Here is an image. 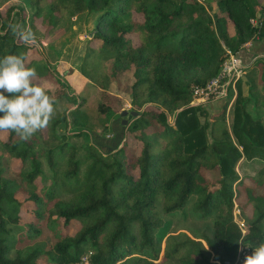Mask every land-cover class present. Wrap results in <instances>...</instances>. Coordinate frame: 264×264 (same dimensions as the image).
Returning <instances> with one entry per match:
<instances>
[{"label": "trees", "instance_id": "obj_1", "mask_svg": "<svg viewBox=\"0 0 264 264\" xmlns=\"http://www.w3.org/2000/svg\"><path fill=\"white\" fill-rule=\"evenodd\" d=\"M23 2L29 10L22 5L0 12V57L22 55L50 94L75 98L74 108L56 109L49 127L28 141L0 131V264H79L86 255L88 264H225L236 260L239 241L250 254L264 244V104L256 108V96L243 95L236 80L229 130L222 122L209 141L199 120L206 113L191 103L193 88L221 72L228 52L264 37V0H212L213 14L197 0ZM84 11L96 13L88 47L95 42L96 60L107 62V79L128 78L130 104L139 111L124 127V144L108 152L89 141L88 130L75 129L84 121L81 94L44 56L27 53L37 47L22 43L9 27L20 24L34 33L39 19L55 29L62 18ZM231 89L230 82L227 94ZM60 125L70 128L61 134ZM82 136L88 140L81 145L69 141ZM4 153L11 167L18 161L12 173ZM242 158L260 163L248 178L235 170ZM241 195L242 209L251 206L244 233L232 215ZM192 198L194 214L213 218L199 240L171 234L172 221L161 215L184 211ZM23 209L32 219L21 224ZM72 222L78 228L70 235ZM46 228L51 246L41 241Z\"/></svg>", "mask_w": 264, "mask_h": 264}, {"label": "rangeland", "instance_id": "obj_2", "mask_svg": "<svg viewBox=\"0 0 264 264\" xmlns=\"http://www.w3.org/2000/svg\"><path fill=\"white\" fill-rule=\"evenodd\" d=\"M9 6H22L25 10H29L27 6H25L23 0H0V12H3ZM204 6L207 10H209L210 14H213L216 9L214 3L211 4L209 2H204ZM256 9L258 10V7H256ZM28 14L31 15V12L29 11ZM95 19L96 13L84 11L72 16L69 20L62 18L55 29H47L41 24V21L37 19L35 21L36 30H34L37 40V44L35 45L37 50L34 52L35 47L33 49L29 47L27 53H29L33 58H37L40 54L44 56L46 63L49 64L51 69L63 78V80L69 83L71 86L70 89L72 88L74 93H78L79 95L81 94L85 101L83 106L84 117H82L84 121L82 125L76 126L75 129L77 130V128H83L84 130H88L91 136L89 141L92 143L97 137L98 138L96 140L100 137L104 138L108 141V149L105 151L108 152V150H112L114 142L120 140L115 147L119 144H121V146L124 144V126L121 123V120L125 119L126 116H122L121 112L123 110L130 111L133 110V108L130 104V82L128 78L120 77V80L107 79V62H103L102 59L96 60V48L93 47L95 46V42H92V46L90 45L88 47V42L94 31ZM86 51L89 56L88 59L83 62V56ZM239 52L245 53L246 57L243 61H241V71L239 76L233 77L232 81L235 83L237 80V85L240 86L241 93L243 95L256 96V108L258 106L262 107L264 104V61L262 62L260 58H264V37H258L255 42H251V45L248 46V48H242ZM81 66H83V69L85 68L84 71L93 84L90 80H88L86 75L80 71ZM89 73L90 76L88 75ZM224 81L225 80L221 83H224ZM101 84L106 85V89L100 88L99 86ZM250 87L252 88L250 89ZM64 88L67 89V87ZM235 89V91L231 89L226 96L222 95L218 97H210L198 102V105L206 113V115L199 114V120L201 124L206 126L205 131L209 141L212 140L214 135L220 132L222 129L221 125H223L222 122L229 130L233 116L234 94L237 92V87ZM70 94V97L61 95L60 98H56V109L59 112L63 113L74 108L73 101L75 96L72 93ZM225 103H227V107L224 114H222L221 110ZM67 127L70 128V126ZM67 129L65 125H60L57 127L56 131L63 134L67 132ZM212 131L214 135H212ZM43 133L46 134L45 131ZM94 133L99 136L95 137ZM110 136L113 138L110 140L106 139V137ZM87 140L88 139L84 136L69 139L71 143H75L77 145H81ZM130 143H133L132 140H130ZM101 145L106 146L103 143ZM78 153V156H81L83 151H79ZM8 157L9 155L4 153V159L6 160L7 165L10 162ZM42 162V168L45 170L47 175V179L44 183L49 185L51 172L50 169H48V165L46 164L44 158H42ZM60 165L62 170H64L67 166L65 160L62 161ZM17 166L18 161H14L12 167L9 164V172L12 173L17 170ZM259 167L260 163L256 160L247 161L242 158L235 165V170L240 177L248 178L252 176ZM18 196L20 198L24 197L23 195ZM66 197V195L63 196V198ZM193 200L194 198L190 199L184 211L177 212L172 216L164 215V213L161 212L163 219H170L172 221L170 229L171 234L185 233L190 238L199 240L202 233L212 225V217L202 219L193 213ZM243 201V195L239 196V198L234 201L232 215L234 221L238 225V228L239 226H242V229L244 230L246 223L245 217L251 215V206H247L245 209H242L240 203ZM25 207L27 209H31L32 205L27 202ZM21 218V224L28 223L32 219V214L23 209L21 211ZM77 228L78 225L72 222L66 232L72 235ZM52 238L53 236L51 231L46 228L41 241L45 242L48 246H51ZM239 242L237 255L240 253V256L242 257L244 254H242L243 250H241L242 246ZM87 261L86 255L79 264H88Z\"/></svg>", "mask_w": 264, "mask_h": 264}, {"label": "clouds", "instance_id": "obj_3", "mask_svg": "<svg viewBox=\"0 0 264 264\" xmlns=\"http://www.w3.org/2000/svg\"><path fill=\"white\" fill-rule=\"evenodd\" d=\"M9 27L25 45L37 44L30 28L20 24ZM38 80L36 69L27 67L22 55L0 57V131L15 133L21 141H28L49 127L56 116L57 100L50 94L53 89ZM244 264H264V244L245 256Z\"/></svg>", "mask_w": 264, "mask_h": 264}, {"label": "built area", "instance_id": "obj_4", "mask_svg": "<svg viewBox=\"0 0 264 264\" xmlns=\"http://www.w3.org/2000/svg\"><path fill=\"white\" fill-rule=\"evenodd\" d=\"M199 3L204 5V2H210L212 0H197ZM250 22L255 25L257 21L252 18L250 19ZM251 45V42H247L243 45L242 48H248V46ZM240 66H241V60L236 56V54H233L231 52H228V58L226 61H224L221 72L214 78L207 81L204 85L196 86L193 88V100L192 104H198L199 101L208 99L210 97H218V96H226L227 94V87L229 83L231 82L232 88L234 89V81H232V78L235 76H239L240 74ZM223 80L224 83H221ZM112 137V136H110ZM107 137V138H110ZM241 231H244L242 226H239ZM244 233V232H242ZM244 256H240V253L238 254L236 260L233 263L225 262V264H244V258L245 256L250 254V251L248 248L243 247Z\"/></svg>", "mask_w": 264, "mask_h": 264}, {"label": "crops", "instance_id": "obj_5", "mask_svg": "<svg viewBox=\"0 0 264 264\" xmlns=\"http://www.w3.org/2000/svg\"><path fill=\"white\" fill-rule=\"evenodd\" d=\"M246 54L245 53H243V52H238V53H236V56L241 60V61H243L244 60V58L246 57L245 56ZM242 67H243V65H242ZM94 136L95 137H97V136H99V135H97L96 133H94ZM94 137V138H95ZM98 138V137H97ZM97 138H95V141H94V143L101 149V150H103V151H107L106 149H108L107 147H108V141H106L104 138H99L98 140H96ZM112 137H110V138H107L106 137V139H111ZM120 142V140H118V141H116V142H114L113 144H114V146H112L114 149L117 147H115V145H117V143H119ZM105 144L106 146H102L101 144ZM112 148V149H113ZM109 151V150H108Z\"/></svg>", "mask_w": 264, "mask_h": 264}, {"label": "water", "instance_id": "obj_6", "mask_svg": "<svg viewBox=\"0 0 264 264\" xmlns=\"http://www.w3.org/2000/svg\"><path fill=\"white\" fill-rule=\"evenodd\" d=\"M121 115L122 116H126L125 119H122L121 120V123L123 124V126L125 127L126 124L128 123V121H130L132 118H135L139 115V111H136V110H130V111H126V110H123L121 112Z\"/></svg>", "mask_w": 264, "mask_h": 264}, {"label": "flooded vegetation", "instance_id": "obj_7", "mask_svg": "<svg viewBox=\"0 0 264 264\" xmlns=\"http://www.w3.org/2000/svg\"><path fill=\"white\" fill-rule=\"evenodd\" d=\"M113 137H114V134H113Z\"/></svg>", "mask_w": 264, "mask_h": 264}]
</instances>
